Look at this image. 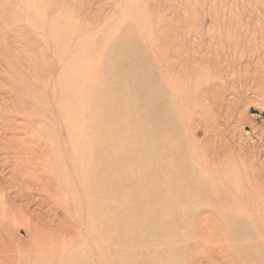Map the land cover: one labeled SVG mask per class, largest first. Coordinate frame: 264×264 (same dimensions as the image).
<instances>
[{
	"label": "rangeland",
	"instance_id": "rangeland-1",
	"mask_svg": "<svg viewBox=\"0 0 264 264\" xmlns=\"http://www.w3.org/2000/svg\"><path fill=\"white\" fill-rule=\"evenodd\" d=\"M0 264H264V0H0Z\"/></svg>",
	"mask_w": 264,
	"mask_h": 264
}]
</instances>
